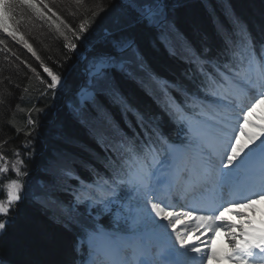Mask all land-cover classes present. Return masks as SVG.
Returning a JSON list of instances; mask_svg holds the SVG:
<instances>
[{"label": "snow or ice", "instance_id": "obj_1", "mask_svg": "<svg viewBox=\"0 0 264 264\" xmlns=\"http://www.w3.org/2000/svg\"><path fill=\"white\" fill-rule=\"evenodd\" d=\"M124 4L132 26L155 29L165 46L175 40L180 51L170 48V55H178L189 67L183 80L161 77L144 62L133 39L115 33H107L90 53L89 84L80 88L77 103L95 104L97 95L107 92L123 105L125 114H133L140 132L131 121L126 124L132 136L115 126L117 143L102 144L106 153L111 152L102 162L105 173L89 168L93 176L90 182L73 170L65 173L67 179L78 182L72 191L71 208L64 210L65 227L75 225L78 229L75 264H207L217 259L212 242L221 229L227 230L233 249L229 260L264 264V230L246 232L243 223L236 225L224 218V213L243 218L244 213L233 210L264 200V124L255 125L250 119L264 105V41L255 42L247 27L236 22L232 35L217 30L223 47L212 54L207 47L198 50L179 37L169 20L167 0H124ZM25 6L38 16L45 15L36 0H0V30L13 39L17 30L10 31L8 21L18 24L16 9ZM107 11L102 3L96 4L90 9V18L79 24L73 36L84 37L96 17ZM22 42L32 50L27 41ZM66 47L75 51L77 44L69 41ZM44 71L50 77L49 89L66 87L61 75L47 66ZM117 72L134 79L140 77L161 112L144 113L115 94L111 84ZM165 116L169 124L184 131V139L171 140L164 132ZM30 123L35 125V121ZM249 124L261 131H246ZM244 136L248 139L242 142ZM0 171L6 172L7 168L0 167ZM22 187L16 180L8 184L6 199L0 200V218L8 217L12 206L21 200ZM225 189L229 199H225ZM121 193L135 198L134 223L143 220L166 238L155 253L130 243V238L123 235L121 222L129 217L123 214L127 205L120 204ZM40 199L47 203L43 194ZM80 205L87 212V220L81 219L77 211ZM177 208L188 210L175 211ZM194 212L205 214L195 217L198 223L194 227L185 225L178 230L177 222ZM100 217L105 218L103 223ZM11 223L10 219H0V234L7 235ZM237 227L239 234L233 231ZM200 228L211 231L212 236L189 246L187 236ZM0 264H6L4 258H0Z\"/></svg>", "mask_w": 264, "mask_h": 264}, {"label": "trees", "instance_id": "obj_2", "mask_svg": "<svg viewBox=\"0 0 264 264\" xmlns=\"http://www.w3.org/2000/svg\"><path fill=\"white\" fill-rule=\"evenodd\" d=\"M36 2L44 11V16H38L25 6L16 9L15 19L19 21L18 24L8 21L9 30L11 31L12 28L17 30L15 39L0 30V41H2L0 43V151L2 153L11 154L22 137L28 138L25 143L35 145V150L37 148L39 150L37 128L43 119L40 118V114L48 112L50 107L58 106L64 92L62 88L47 87L50 77L44 71V66L61 75L67 85H70L79 76L82 77L81 63L91 58L90 53L100 46L107 33L136 38L137 48L141 51L137 50V52L152 72L155 73L156 70L172 80L180 78L182 67L166 57L165 44L159 41L156 30L139 24L132 26V21L125 16L124 0H81L80 4H77L76 0H36ZM98 3H102L108 9L107 14L101 13L96 17L88 32L84 34L86 39L84 37L77 39L73 36V32L78 30L81 22L90 18V9ZM167 3L169 20L175 25L179 37L198 50L207 47L212 54H215L223 47V41L217 30L232 35L236 22H239L241 27H247L252 37L256 38L255 42L264 41L257 39L264 38V0H172L170 3L167 0ZM138 31L140 32L136 37ZM22 40L32 46L31 51ZM69 41L77 44L75 51L66 47ZM169 47L180 50L175 40ZM61 67L68 69L61 72L59 71ZM180 79L183 80L182 77ZM111 89L119 97H125L133 107L144 113H150L149 105H152V102L138 89L134 88V92L122 90L114 77ZM100 94L101 100L91 107L82 105L78 108V113L82 114L85 126L92 129L93 133L105 135L106 138L100 141L101 144H115L119 139L116 134L112 135L109 131L99 132L100 127L110 128L111 125L116 124L113 118L109 119L103 99L110 102L115 100L121 108L122 104L107 92L102 91ZM71 98L69 96L66 103L72 101ZM121 110L125 112L124 108ZM125 117L127 121H131L127 115ZM30 121H35V125ZM75 128L77 127L70 119L65 123V129L57 125L52 130H44V133L50 134L52 141H59L55 147L57 150L53 152L54 157L44 160L47 177L50 174L63 175L53 182L54 192L67 187L65 183L68 179L64 174L73 170V161L80 159L76 151L66 147L72 146L71 142L86 147L85 142L80 144L76 139L71 138ZM163 130L171 140L177 141L170 135L169 125L164 124ZM184 138L185 135L182 139ZM3 144H9V149L8 147L4 149ZM21 145L23 143L19 146ZM90 152V155L101 163L111 156H103L95 150ZM29 191V196L43 194L46 198L53 188H43L38 184V180L34 179L30 182ZM79 214L81 219H84V215ZM38 220L39 215L32 213L14 226L8 244L4 246L5 256L9 261L5 259L6 264H71L73 253L69 234L59 232L57 229L46 230L37 223ZM69 229L78 234L75 225L69 226Z\"/></svg>", "mask_w": 264, "mask_h": 264}, {"label": "rangeland", "instance_id": "obj_3", "mask_svg": "<svg viewBox=\"0 0 264 264\" xmlns=\"http://www.w3.org/2000/svg\"><path fill=\"white\" fill-rule=\"evenodd\" d=\"M172 1V0H171ZM91 59V58H90ZM90 59H87L85 62L87 63L86 65V69H88V62ZM59 69V68H58ZM68 69L65 68V67H61V69H59V71L61 72H64ZM78 101V100H77ZM264 110V105H260L258 108H257V112L256 114H254L250 119L253 121V123L256 125L258 123V121L260 120L259 116H260V113L261 111ZM253 124H249L247 125L246 127H248L250 130L253 129ZM247 129V128H246ZM209 131H211V128L209 127ZM260 132V131H259ZM257 132V133H259ZM247 136H244L242 137V142H245L247 141ZM4 147H8L9 144H3ZM17 160H14V163L17 162ZM6 163V160H3V159H0V165L3 166L4 164ZM7 187V186H6ZM28 191V187L26 189V192ZM123 198L120 200V204H123V205H127L126 208H124L123 210V214L127 217H129L127 219V221H122L121 223L123 225H126L128 224L129 225V228L131 231L135 232V235L136 237L135 238H132V237H129L130 238V243H136V244H141L142 243V240H144L145 238L143 236H147L145 234H148V230L149 229H153L152 226L150 224H147L145 223L143 220H139L138 222H135L134 223V220L136 219V216H137V213H136V201H135V198H128V197H124V195H121ZM101 218H104V217H100ZM184 218V217H183ZM161 223H166L165 221H161ZM182 225V223H178L176 225L177 229L178 230H183L184 229V226L180 227ZM191 226H195V225H191ZM179 227V228H178ZM169 231H171V229H169ZM199 231V229H197L196 231H193V235H195L197 232ZM201 232L203 233V237L198 239V240H193L192 237L190 235L187 236V242L190 246L192 245H198L200 243L201 240H205L203 239L206 235H212L211 231H208V232H204L203 229L201 230ZM145 233V234H144ZM219 233H222L224 235V240L226 242L229 241V235H228V232L226 229H221L220 231L216 232L215 234V239L216 241H218V244L219 246H217L216 248V251H219V248H224L223 246H221L220 244V240L218 238L219 236ZM141 246V245H140ZM220 264H223L222 262Z\"/></svg>", "mask_w": 264, "mask_h": 264}, {"label": "bare ground", "instance_id": "obj_4", "mask_svg": "<svg viewBox=\"0 0 264 264\" xmlns=\"http://www.w3.org/2000/svg\"><path fill=\"white\" fill-rule=\"evenodd\" d=\"M259 206V208H258ZM264 201L261 202V204L255 205L252 204L251 206H241L239 208H235L233 210V212H239V213H244V217L241 218L239 216L236 215V217H234L232 214L233 213H224V217H226L227 219H231L233 221L234 224L238 225V224H260L264 227ZM250 222V223H248ZM239 231V230H237ZM246 232H252L249 229L245 230ZM257 235L259 233H256Z\"/></svg>", "mask_w": 264, "mask_h": 264}]
</instances>
